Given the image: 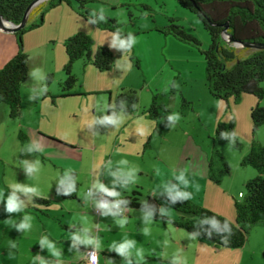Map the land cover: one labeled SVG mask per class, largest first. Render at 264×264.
<instances>
[{"label":"rangeland","instance_id":"1","mask_svg":"<svg viewBox=\"0 0 264 264\" xmlns=\"http://www.w3.org/2000/svg\"><path fill=\"white\" fill-rule=\"evenodd\" d=\"M99 5L96 6L104 9L107 21L115 19L122 33L128 34L131 32L136 37L135 45L127 52L123 49L112 47L115 55V66L110 71L100 72L92 64L84 60L77 61L74 64L73 73L78 81L72 89V95L68 97H62V84L65 80V73L61 66L59 67L60 71L59 68L58 72L53 69V73L44 75L47 77L49 74H53L49 90L52 92L51 96L55 97L56 105L53 104L50 96H47V100L29 101L28 97L32 91L28 93L26 90L28 88H23L25 89L23 117L21 120H13L10 122L12 124L9 125L11 129L15 125L17 128L19 124H22L26 130L27 126L41 128L43 131L57 136L54 137L40 131L41 134L47 137L51 136L50 138H55L58 141H61L59 137H63L72 141L73 144H80L77 149L71 148L72 150L64 151V154L62 155L61 153L60 157L65 158L64 163L69 162L70 159L73 161L78 160L77 166L80 169L78 179L81 183L78 198L88 205L80 206L75 201H66L68 205L65 209L62 204L52 201L49 213L56 220H79L81 224L84 223L92 227L94 226L93 216H98L90 202L100 192L92 189V196L87 200L83 198V194L87 193L96 180H99V182L110 189L115 187L120 196L123 188L131 187L132 190L140 181L143 182L145 190L158 188L157 186L165 182L172 184V182L177 181L175 176L180 174L178 171H182L177 170L175 161L176 156H179L180 153L182 154L183 151L193 152L194 154L193 160H187L183 168H187L193 163L198 164L200 154L207 153L209 158L204 165L206 171L209 172V163L213 162L214 172L217 174L223 167L222 161L216 153L217 150L224 155L231 169L229 175L222 177L219 185L211 181L209 177H203L201 174L197 175L198 178H196L186 173L190 186L185 189L178 181L177 185L181 190L191 192L192 198L196 200L197 205L204 208L224 209L227 206L224 203L231 201L235 197V190L238 189L243 193L245 192L241 177L245 175L246 171L250 174H257L254 168L244 166L242 162L249 153L253 142L264 144V124L254 134L252 123L250 122L251 117L249 119L248 115L246 119L247 123H251V128L247 129L243 126V118L245 119L244 107L245 103H248L243 99L237 104L231 102L228 108L225 102V105L221 106L212 104L205 99V96L203 98V93L204 95L209 93L206 88V63L204 56L193 43L180 41L172 35H166L161 32L169 24V18L174 17L177 19V24L181 25L186 32L193 34L201 42L202 49H208L211 43L208 31L205 30L198 16L186 10L177 0H120L118 5H108L107 7ZM77 10L79 15L77 19L80 24L82 23V28L89 30L92 34L90 36L95 41V49L101 46L99 43L100 34L103 35L101 37V39H104L103 43L107 42L106 44L111 46V37L115 32L105 26H98L95 23L84 21V11H79L78 8ZM66 22V19H61L55 24L61 25V33L68 29L65 25ZM72 25L74 26V24H71V27ZM43 47L42 50H39L43 56L34 58L32 61V70L39 68L42 74L46 67L47 69L54 68L59 63V57L61 56L59 53L61 44L58 41L48 44L49 50H45ZM248 49L236 48L238 55L241 56H246L254 50L252 48ZM118 60L124 67L117 68ZM128 63L131 64L130 69L127 68ZM40 84L42 86L46 85V79ZM173 84H177L178 87H173ZM26 85L28 84H25L24 87H27ZM261 86L264 88V82ZM164 87H167L168 91H164ZM122 88H132L138 92L140 113L148 110L153 98L156 96L157 100L163 102L169 109L170 114L178 113L181 119L177 123L171 122L166 127L162 118L150 122L144 118L146 116L128 117L124 114V120L119 126L114 127L112 125L109 128L105 124L99 125L95 123L89 128L88 124L94 117L105 116L110 99V90L119 92ZM183 98H186L191 103L189 104L190 109L186 108L184 113L182 110ZM263 102L264 98L260 101V104ZM218 113L221 114L222 121H220L221 119L217 121ZM230 117V121H234L235 133L240 146H236V144L234 146L230 145V142L220 143L214 139L218 122L229 123L230 121L226 120ZM139 129L144 130L143 135L140 134ZM12 135V132H9V142L0 155V193L3 194L5 199L4 202H0V231L4 230L11 219L10 217L14 218L18 215V212L9 214L5 210L6 198L12 191L11 187L6 188V186L16 183L33 186L53 200L52 194L58 186L53 175L60 174L59 169H54L52 165V163L56 164V162L47 160L50 156L47 152L48 150L46 151L42 148V151H39L37 155V160L40 161L39 171L29 177L23 165L16 163V156L14 151L11 150L13 149V143H15V136L12 142ZM120 136L122 140L128 139L129 142L122 149L115 150L112 143ZM145 136H147V139L144 144L150 139V144L155 146V149L160 148V144L165 139L167 140L164 144L166 152L163 154L165 162H162L159 167V174L156 172V157L152 156V158H149L150 148L146 147L147 149L145 150L143 147L142 137ZM258 136L261 137V142L258 140ZM95 137H97L98 145L102 148V153L96 158V161L92 158L93 153L89 150L94 144ZM188 138L190 139L189 144L187 143ZM43 141L49 147V150L55 147L51 143L49 145L46 140ZM62 142L73 146L65 141ZM111 146L112 149H110ZM198 150L199 154L197 153ZM145 152L147 153L144 165L149 172L151 171L150 175L146 176L144 173L143 175H138L137 173L134 183H130L127 186H121L119 183L114 185L115 177L110 175L111 172L117 171L121 167L126 171L134 168H129L127 164H119L123 160V155L127 157L128 154L132 156L131 160L133 162L143 165L142 157ZM42 156L47 158L44 163L41 159ZM109 161H111L110 166L108 164ZM30 162H34V160ZM199 167L198 164V167L194 168L195 172L200 173ZM21 169H24L25 179L21 178L22 176L18 172ZM195 185H199L198 191ZM139 191L142 192V190ZM17 195L27 205L21 211V215L32 217L30 230L21 232V236L23 235L22 242L35 244L37 243L35 240L42 235L38 227L39 223L29 213L28 196L23 193H17ZM142 200L145 201V197H142ZM164 207L167 208V214L173 213L177 218L180 216L167 203H164ZM32 208L37 209L35 205H32ZM137 211L134 210V212ZM167 214L164 216H168ZM125 216L127 217V214ZM138 219L140 217L131 220L129 229L130 237L136 241V247L130 257L138 261L135 251L136 249L143 250V260H140L139 264H172L173 255L176 254L179 255L182 264H264V221L251 228L249 240L243 248L226 249L201 241L196 237L195 239H190L189 234L171 230L170 227L168 231V228L163 227L160 222L157 223L158 226L154 230L149 225H146L145 222H140L141 219L138 222ZM145 227L149 229L147 235L143 234L142 231ZM5 231L10 238V228L5 229ZM117 234L107 232L103 240H106V238L114 239ZM165 241H167V244H165ZM2 250L3 247L0 246V264H7L15 258L13 252L5 255ZM26 251L29 252V250L21 249L22 255H25ZM146 258H150V260H146ZM137 261H134V264H138ZM143 261L145 263H142Z\"/></svg>","mask_w":264,"mask_h":264},{"label":"trees","instance_id":"2","mask_svg":"<svg viewBox=\"0 0 264 264\" xmlns=\"http://www.w3.org/2000/svg\"><path fill=\"white\" fill-rule=\"evenodd\" d=\"M35 0H0V15L6 21L13 24H20L28 7ZM96 0H47L35 7L29 15L27 25L15 32L18 51L0 69V102L7 105L9 115L13 119L22 117V86L29 77V55L24 46V35L32 30L41 27L45 23L47 12L55 7L66 4L75 5L79 11H84V17L89 12V6ZM186 10L196 14L202 22L205 30L208 31L211 43L208 49L201 48V42L185 29L177 24V19L169 18V24L161 30L166 35H172L180 41L193 43L196 45L205 58L206 63V84L210 95L227 104L239 103L242 96L251 95L258 99V103L251 109L250 117L253 133L264 124V106L260 101L264 98V50H253L246 56L238 55L236 48L232 47L223 39L225 25L228 33L241 42L264 43V0H177ZM34 15L38 19L32 20ZM95 24L102 25L116 32L119 24L115 19L107 22L95 19ZM124 37L127 34L122 33ZM67 61L63 67L65 80L62 84V97L72 95L78 79L73 73L74 64L79 60H84L92 64L100 72L110 71L115 66V55L107 47H97L92 36L78 32L69 37L64 42ZM132 49V48H131ZM244 50H249L244 48ZM53 80V74L46 77L47 92L44 96H50L55 103V97L51 96L49 85ZM121 101H124L123 108ZM136 105L134 108L133 105ZM189 101L183 98L182 110L190 109ZM113 112L120 114L123 112L128 115H135L139 112V95L132 88H122L119 92L110 93V99L106 108L105 115ZM140 114L146 115L151 120L164 119L166 127L171 123L167 116L170 115L169 109L163 102L157 100L156 96L146 111ZM98 117L97 119H100ZM101 125V123H98ZM98 125V126H99ZM110 127L112 125L105 124ZM222 132H235L234 121L229 123L218 122L215 130L214 139L220 143L230 142L229 138H221ZM21 138H23L21 136ZM236 146L240 143L236 137ZM222 161L223 167L214 172L213 162L209 163V179L215 184L221 183L222 177L230 174V166L224 155L216 151ZM242 165L251 166L257 172L253 179L244 184L245 192L241 194V200L235 201V219L230 220L210 209L201 207L196 203L188 201H176L174 204L168 195L149 196L145 201L142 200V193L139 190L130 195H126L121 200H128L129 203L121 204L125 210H141L150 214L163 222H170L172 225L182 228L190 234L204 242L212 243L226 249H240L249 240L251 228L264 221V144L253 142L249 153L244 157ZM71 176L76 178V191L64 195L65 185L59 184L55 189V195L64 200H76L80 183L76 172H71ZM60 191V195L57 194ZM110 202L115 201L109 197ZM167 203L173 207L181 216L173 220L167 216H162L160 208ZM35 206H44L49 209L51 201L45 197H33ZM36 209V208H33ZM218 223L213 226L211 219ZM227 224V228L225 225ZM230 230V231H229ZM208 233H211L209 236ZM226 240L227 243H223ZM264 258V252H263Z\"/></svg>","mask_w":264,"mask_h":264},{"label":"crops","instance_id":"3","mask_svg":"<svg viewBox=\"0 0 264 264\" xmlns=\"http://www.w3.org/2000/svg\"><path fill=\"white\" fill-rule=\"evenodd\" d=\"M120 2V0H96L93 4H91L89 6V12L86 15L84 19V21L88 22L89 20V16L91 14V12L93 11V9L96 10V16L92 17V19L94 20L96 17H99L100 12L99 9L101 7H97L98 4H100L99 6H108V5H118V3ZM97 5V6H96ZM38 6V5H37ZM36 6V7H37ZM96 6V7H95ZM32 12V11H31ZM78 10L75 7V5H73L72 7L66 4H62L59 5L57 7H55L54 9L50 10L49 12H47L46 16H45V23L35 29L30 31L29 33L26 34L25 38H24V46H25V50L27 52V54L29 55V69L30 71L32 70V61L34 60V58H38L39 56H43V54L39 51L42 50V47L45 48V50H49L48 49V44L51 43H55V42H59V44H61V48H59V53L61 54V56L59 57V63L52 69H47V67L44 69L43 75H47L48 73H53V69H56L55 71L58 72V68L61 66L62 68L64 67L66 61H67V56L65 53V48H64V42L66 39H68L69 37L73 36L74 34L78 33V32H84L87 33L89 35H92L90 33V31L85 30L82 28V23L80 24L78 21ZM38 19V15H34L32 17V20H36ZM61 19L63 20H67V22L65 23L66 28L68 27V29H66L63 33H61V25H55L57 22L61 21ZM89 23V22H88ZM71 24H74V26ZM55 27V29H53V27ZM103 35L100 34L99 37V43L101 46L103 47H107L109 48L112 52H114L112 50V47L110 45H107V42H104V39L102 37ZM101 39V40H100ZM102 41V42H101ZM100 47V46H99ZM37 50V51H36ZM18 51V47H17V40L15 37L14 33H5L3 31L0 30V69L13 57L16 55ZM39 51V52H38ZM45 66V65H44ZM60 71V68H59ZM25 84L27 87H24ZM35 87L36 89V98L34 100L39 101L40 99L42 100H47V97L40 94V88L42 87V85L40 84V82L34 80L30 75L27 79V81L23 84L22 86V105H23V99H24V90L23 88H28L26 89L29 93V91H32V89ZM206 88L208 90L207 84H206ZM50 91V90H49ZM117 92L116 90H110V93H115ZM209 92V90H208ZM51 95L52 92L50 91ZM205 96L206 100H209L212 104H219V105H225V103L223 101L217 100V99H213V97L210 95V93H208V95H204L203 93V98ZM242 99L244 101H247L248 103H245V119L243 118V126L247 129L251 128V123H247V119L246 116L249 115V119H250V111L251 109L259 102L258 99L254 96L251 95H244L242 96L241 100L239 102L242 101ZM213 100V101H212ZM264 106V102L261 103ZM54 105H56L54 103ZM219 107V106H218ZM221 108V107H219ZM225 113V112H224ZM124 114V113H123ZM128 117H139V116H146L140 113H137L135 115H128L125 114ZM22 117H23V111H22ZM22 117L19 119L21 120ZM102 117V116H101ZM127 117V118H128ZM221 114L218 113L217 114V121L221 119ZM147 120H149L150 122L153 121L151 119H149L147 116L144 117ZM231 117L228 118V120L226 121H230ZM13 120H18V119H13L10 117L9 115V108L7 105L3 104L0 102V155L2 154L4 148L6 147V145L9 142V132H12V142L15 136V143H13V149H11L12 151H14V154L16 156V163L22 165L21 161L27 160V161H31L37 160V155L39 154V152H33V153H28L27 151H22V149H24L28 144L32 143V142H39L40 145L42 146L43 149H45L48 153H49V158H45L44 156H42V162L44 163L47 160H52L55 161L56 164H53L54 169H59L60 174L59 175H53V178L55 180V183L57 181L56 185H59V180L63 177L64 173L66 170L68 169H72V172H76L77 176L80 174V169L77 166L78 165V160H69V162H65L64 157H60L61 153L62 155L64 154V151H69L72 149H77L80 147L79 143L73 144L72 141L67 140L66 138L63 137H59L61 139V141L55 140V138H50L47 137L46 135H43L40 133V131H43L41 128H34V127H30L27 126V130L24 128V126L22 124H19V126L16 125H12L14 126L12 129L10 128L9 125H11ZM223 119H221L220 121H222ZM225 120V119H224ZM110 128V127H109ZM45 132V131H43ZM48 135H53V134H49L48 132H45ZM17 136V139H16ZM21 136L23 138H21ZM54 137H57L55 134L53 135ZM96 136V135H95ZM153 138V137H152ZM151 138V139H152ZM160 138V137H159ZM162 138V137H161ZM258 140L261 142L262 139L260 136L257 137ZM147 139V136L142 137V143L144 144L145 141ZM43 140H46V142H48V144L50 145L53 144V146L55 147H51L52 149H48L49 147H47L45 145V142ZM19 141V142H18ZM65 141L69 144H72L73 146H70L68 144H65ZM129 142L128 139H121L120 137H117V139L112 143L113 146L115 147V150L118 149H122V147H124V145H126ZM151 140L149 139V141L144 144V149L146 150V147H149L151 150L149 153V158H152V156L156 157V167L157 170H159V167L162 165V162H165V156L163 155L166 152V149L164 147L165 142H167V140L165 139V141L163 143L160 144V148L155 149V146H153L152 144H150ZM188 144L190 143V139L188 138ZM75 145V146H74ZM126 147V146H125ZM72 148V149H71ZM112 149V146L111 148ZM58 150V151H57ZM89 150L93 153L92 158L94 159V161H96V158H98V156L102 153V148H100V146L98 145V140L97 137H95L94 139V144L91 146V148H89ZM148 150V151H149ZM146 153H144L143 155V159H142V163L143 165H140L137 162H133L131 159L132 156H129L127 154V157H125V155H123V160L127 161V166L130 167H134L135 169H137V173L138 175H146L149 176L150 172L147 168H145V161H146ZM199 154V150L197 152ZM129 156V158H128ZM199 156V155H198ZM189 158V159H187ZM194 158V154L193 152H182V154L180 153V155L176 156V161H175V166L177 167V170H186L185 173L187 175H190L191 177H197V175L201 174L203 177H209V172L206 171L205 168V164L207 163V160L209 158V155H207V153H201L200 154V161H199V168L198 170L200 171V173L195 172L194 168L198 167V164H192L190 166H188L187 168H183L185 165V162L187 160H193ZM30 159V160H28ZM103 159V158H102ZM103 161V160H102ZM3 163V162H2ZM195 165V166H194ZM193 168V169H192ZM53 169V170H54ZM156 170V172H157ZM56 171V170H54ZM53 171V172H54ZM19 174L22 176L21 178L25 179L24 176V169H21L20 171L18 170ZM181 172V171H178ZM136 173V174H137ZM18 174V176H19ZM256 176V173H248L246 171L245 175H243L241 177V183L245 184L248 180L253 179ZM22 179V180H23ZM79 181V179H78ZM80 183V181H79ZM172 184H177V181L172 182ZM81 185V183H80ZM161 185L157 186L158 188H152L151 190H145V186L143 185V182H139L137 183V186L135 188H133L131 190L130 188H123V190L121 191V196L118 199H122L124 198L126 195H130L131 193H133L136 190H142V197H145V199L149 196H164L167 195V193L164 191L163 187H160ZM6 188H10V186H6ZM153 191H155V194H153ZM101 193V192H100ZM100 193L98 194V196L93 197L92 202H90V204L94 207V209H96L95 206V202L99 200V196ZM144 193V194H143ZM150 193H152V195H150ZM241 194L242 191L240 190H235L234 195L235 197H233V199L231 201H227L224 204H227V206L224 209H212V207H206L207 209H210L224 217H227L230 220H234L235 219V201H239L241 200ZM39 196L41 197H45L47 199H49L52 203V201H57L58 203L62 204L63 207L66 209V206L68 205V203H66V201L69 202H77L78 205L80 206H87L88 204L86 202H82L79 198H77L76 200H64L60 197H58L57 195H55V192L52 194V197L54 198L53 200L48 198L47 195L44 192L39 191ZM238 198H237V197ZM113 199H117L114 198ZM190 201L196 203V200L194 198L190 199ZM29 205V213L38 221L39 223V228L40 231L42 233L41 237L37 238L35 241H37V243H33V244H27V243H23L22 239H23V235L21 236V232L17 230V228H15L14 226L16 224H19L23 217L21 215V211L18 212L17 217H10L11 219L9 220V223L6 224L4 230L0 231V246L3 247L2 253H4L5 255H8L10 253H14L15 254V258L10 260L7 264H40V260L39 259H35L34 257L40 256L42 257L47 264H56V258L51 256L48 252L47 248H42L41 245L39 244V241L42 237H47L49 239V241L53 242L56 246V248L58 250L61 251L62 255L60 257V261L61 264H82L83 258L85 257L86 251L89 249L94 248V246L92 245H84V244H78L76 245L75 248H72V250L70 251L69 248L72 245V240H71V235L73 233H78L80 234L82 237L84 235V233L82 232V228H87L89 229L91 232L89 233L90 236L92 237H99V248H97V252L99 254V262L98 264H126V261L124 259V257H122L119 253H117L114 249L110 250V248L112 247L113 243L119 244L121 242H123L124 240H134L130 237V222L132 219L134 218H138L140 217V219H138V222L140 220V222H145L144 218L149 216V214L138 210L137 212H134V210L136 209H132V210H126L122 216L125 217L127 219V223L124 225L123 228H120L119 225L116 224L115 219L111 216L108 215L107 217H104L101 214H97L98 217H96L95 215L93 216V224L94 226H89V225H85L84 223L81 224L79 220H60L57 219L55 217H53L49 211L51 210L46 209L44 206H36L37 209H33L32 205L33 202H27ZM85 203V204H84ZM89 203V202H88ZM51 207V206H50ZM164 207V205L162 206ZM87 208V207H86ZM23 211V210H22ZM87 213V212H86ZM127 214V217L125 216ZM170 219L176 220L179 219L180 216L174 215L173 213H169L167 214ZM138 216V217H137ZM120 217H117V219ZM151 222L149 225L152 229H156V227L158 226L157 223L160 222L162 223L163 227H165L168 231H169V227L171 228V230H177L179 232H185L187 234V231H185L182 228H178L174 225H172V223L170 222H163L160 219H156L154 217L151 216ZM57 221V223H56ZM64 223V224H63ZM60 224V225H59ZM62 229H61V228ZM10 228V233H11V237L9 238L8 235L6 234L5 229ZM158 230V229H157ZM107 232H113V233H118L116 235V237L114 239L112 238H106V240H103L105 236V234L107 235ZM196 237V236H195ZM197 238V237H196ZM135 241V240H134ZM15 243L16 247L13 248L11 245ZM22 250H29L25 252V255H22ZM134 251V249L132 250ZM31 253V254H30ZM129 259L132 261V264H134V261L136 262L137 260H134L133 258L129 257ZM150 258H146V260ZM123 261V262H121ZM142 261V260H141ZM118 262V263H117ZM138 262V261H137ZM140 262V261H139ZM142 263H145L144 261Z\"/></svg>","mask_w":264,"mask_h":264},{"label":"clouds","instance_id":"4","mask_svg":"<svg viewBox=\"0 0 264 264\" xmlns=\"http://www.w3.org/2000/svg\"><path fill=\"white\" fill-rule=\"evenodd\" d=\"M100 15L98 17L99 21L107 22V18L104 14V9L101 7L99 9ZM96 16V10L93 9L89 16V23H96L97 21L93 20L92 17ZM136 43V37L129 32L126 37L122 35L121 30L118 28L115 33L112 34L111 37V47H116L119 49L125 50V52L130 51L131 48ZM120 60L117 61V68H122L124 65L119 63ZM131 64H127V68L130 69ZM29 75L36 81L42 82L46 79V77L42 74L41 69H33L29 72ZM173 87H178L177 84H173ZM164 91H168L167 87L163 88ZM45 92H47V86L43 85L40 88V94L43 95ZM36 89L35 87L32 89L31 94L29 95L28 99L29 101H32L36 98ZM124 101H121V107L123 108ZM133 107L135 108L136 105L134 104ZM124 114L121 112L120 114H117L116 112H113L111 115H105L100 119L93 118L92 121L88 124V127L91 128L95 123H101V124H109L113 125L114 127L119 126L123 120H124ZM168 121L177 123L181 117L178 113H172L167 116ZM139 132L141 135L144 134L143 129H139ZM231 138L230 139V145L235 144L236 140V133H228V132H222L221 138ZM22 151H27L28 153L33 152H39L42 151V146L39 142H32L28 144ZM23 168L26 170L29 177H32L34 173L39 171L40 161L36 160L34 162H29L27 160L21 161ZM127 161H120V165H126ZM109 166L111 165V161L108 162ZM72 169H68L65 171L63 177L59 180V183L61 185H65L64 187V195H69L76 191V178H73L71 176ZM137 169L132 168L128 169L127 171L124 170L122 167L117 169V171L111 172L110 175L115 177V180L113 181V184L119 183L121 186H127L130 183H134L136 179V173ZM186 170H182L179 175L175 176V179L179 182L180 185H183V187L186 189L190 186L189 180L186 178L185 175ZM157 174H159V170H157ZM12 188V191L6 198L5 203V210L7 213H17L22 211L27 205L23 200L20 199V197L17 195V193H23L24 195L28 196L29 202H32L33 197L39 196V190L36 187L28 186L25 184L16 183L14 185L10 186ZM160 187H163L164 191L167 193V195L171 198L173 204L176 201H188L192 199V193L186 190H181V188L177 184H170V183H163ZM196 190H199V185H195ZM92 189H95L101 193L106 194L108 197H115L117 198L115 201H96L95 206L99 209H102V215L104 217H107L108 215H111L114 219L117 225H119L120 228H123L124 225L127 223V219L122 216L123 209L121 208V204H127L129 203L128 200H121L118 199L120 196V193L115 190V187L109 188L105 184L99 182V180H96L93 182L91 188L87 191V193L83 194V198L87 200L89 197L92 196ZM57 194L60 195V191L57 190ZM153 194H155V191H153ZM5 199L3 198V194L0 193V202H4ZM161 215L167 214V208L161 207L160 208ZM117 217H120L117 219ZM31 220L32 217L25 215L22 219V221L19 224H16L14 227L17 228L19 231H27L31 228ZM145 224H149L151 220V215L144 218ZM210 223L213 226L217 225V221L213 218L210 220ZM227 228V224L225 225ZM143 234L147 235L149 233V229L145 227L143 230ZM230 231V230H229ZM82 232L84 233L83 237L78 233H73L71 235L72 245L69 248L71 251L72 248H75L78 244H84V245H92L94 246V249L99 248V237H92L89 235L91 232L87 228H82ZM210 236L211 233H208ZM190 239H195V234H189ZM223 243H227L226 240L223 241ZM39 244L42 248H47L48 252L51 256L56 258V264H61L60 257L62 255L61 251L58 250L55 246V244L45 236L42 237L39 241ZM165 244H167V241H165ZM13 248L16 247L15 243L11 245ZM136 247V241L134 240H124L123 242L116 244L113 243L110 250L114 249L117 253H119L122 257H124L126 264H132V261L129 259V257L132 255V250ZM135 255L138 258V264L140 260H143V250L142 249H136ZM35 259L40 260V264H47V262L40 256L34 257ZM88 260L90 264H97L98 257L93 253L88 257ZM172 264H182V261L178 254L173 255Z\"/></svg>","mask_w":264,"mask_h":264},{"label":"water","instance_id":"5","mask_svg":"<svg viewBox=\"0 0 264 264\" xmlns=\"http://www.w3.org/2000/svg\"><path fill=\"white\" fill-rule=\"evenodd\" d=\"M47 0H35L27 9L24 18L22 19L21 23L16 25L13 24L9 21H6L5 19L2 18V16L0 15V30L5 32V33H15L17 31H19L20 29L24 28L27 23H28V19H29V15L31 13V11L39 4L45 2ZM227 25H225V29L223 32V39L229 43L232 47L234 48H238V47H242V48H252L255 50H264V43H253V42H241L238 40H235L229 33H228V29H227Z\"/></svg>","mask_w":264,"mask_h":264},{"label":"built area","instance_id":"6","mask_svg":"<svg viewBox=\"0 0 264 264\" xmlns=\"http://www.w3.org/2000/svg\"><path fill=\"white\" fill-rule=\"evenodd\" d=\"M103 200L110 201L109 200V197L106 194L100 193V196H99V200L98 201H103ZM122 209L124 210L123 213H122V215H123L126 210L124 208H122ZM102 211H103L102 209H99L97 207L95 209V213L98 214V215L101 214ZM93 253L98 257V260H97V264H98V262H99V254H98L97 250L94 249V248L89 249V250L86 251V254H85V257L83 258L82 264H90V262L88 260V257L90 255H92Z\"/></svg>","mask_w":264,"mask_h":264}]
</instances>
